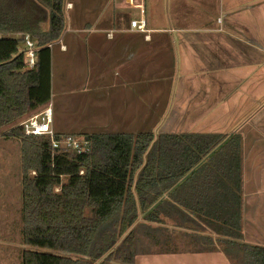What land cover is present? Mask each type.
Instances as JSON below:
<instances>
[{
    "label": "crops",
    "instance_id": "0c3cea01",
    "mask_svg": "<svg viewBox=\"0 0 264 264\" xmlns=\"http://www.w3.org/2000/svg\"><path fill=\"white\" fill-rule=\"evenodd\" d=\"M123 2L67 1L75 13L66 12L54 43L52 73L67 64L75 87L52 93L53 126L58 133L228 134L164 195L137 234L133 264H239L238 242L264 245V0H167L163 20L152 22L147 0ZM141 19L146 31L132 26ZM70 103L88 104L75 127L59 122L61 104ZM11 202L4 222L13 221ZM14 250L0 244V264H16Z\"/></svg>",
    "mask_w": 264,
    "mask_h": 264
},
{
    "label": "trees",
    "instance_id": "16d2710c",
    "mask_svg": "<svg viewBox=\"0 0 264 264\" xmlns=\"http://www.w3.org/2000/svg\"><path fill=\"white\" fill-rule=\"evenodd\" d=\"M66 5L0 0V128L12 125L5 136L22 146V235L28 246L22 264H133L137 234L156 218L164 195L228 134L72 133L90 141L87 153L54 149L49 136L25 134L18 120L51 101L47 45L64 33ZM24 34L42 46L32 69L19 48ZM238 245L240 264H264V245Z\"/></svg>",
    "mask_w": 264,
    "mask_h": 264
},
{
    "label": "rangeland",
    "instance_id": "374dc122",
    "mask_svg": "<svg viewBox=\"0 0 264 264\" xmlns=\"http://www.w3.org/2000/svg\"><path fill=\"white\" fill-rule=\"evenodd\" d=\"M66 1L75 2V0H66ZM153 4H155V0H147V8H148L150 21L152 22L153 20L154 21L163 20L162 16H165L167 13V8H168L167 0H160V4H158L159 9L154 8ZM66 12H67V18H70V14H72L73 12L75 13V9L74 10L67 9ZM47 24L48 23L44 24V26H47ZM8 35L12 37H20V35L18 34H8ZM19 48L21 51L24 50L25 52H27L28 48L24 40L20 42ZM55 50H56L55 48H52L54 59L56 53ZM64 71L69 76L66 75L62 76ZM74 72L75 69H71L67 64L65 68L61 67L59 69H56L54 66L52 73V81H53L52 93L54 99L58 97L57 92L61 88H65V90L70 91L72 90L73 87H75V75L73 77L71 76ZM63 78H65L64 83H62ZM86 105L88 104L70 103V104H65L63 106L61 104L60 114H59L60 124H64L70 127H75V120H78L77 117L79 112L81 110L83 112V107ZM39 109L40 107L28 112L18 121L20 122L21 120L29 117L33 113L39 111ZM83 115L85 114H82V116ZM11 127L12 125H7L0 128V149H4V151L9 150V152L13 155L10 156L9 154H5V156H3L0 154V206L4 207L5 209L4 211L1 212L0 216L3 217V219H8L10 218V216H12V213L9 210L12 208L11 198L15 199V215L13 216L14 219L12 218L13 221L10 222H4V220L0 219V244H6V246L9 245L15 248L14 251H15L16 264H22V252L25 248L28 247L22 235V227H23V223H22L23 200H22V183H21L22 146H21V142L18 139L5 136L6 132H8V130H10ZM33 173L34 172L32 171L31 174ZM56 190H58V188H56ZM7 234H9V236ZM19 255L21 261L18 258Z\"/></svg>",
    "mask_w": 264,
    "mask_h": 264
},
{
    "label": "built area",
    "instance_id": "2783aa9c",
    "mask_svg": "<svg viewBox=\"0 0 264 264\" xmlns=\"http://www.w3.org/2000/svg\"><path fill=\"white\" fill-rule=\"evenodd\" d=\"M115 5H125L123 0H114ZM132 26L137 27L140 31H146V25L144 19L133 20ZM23 40L27 46V52H25L26 68L32 69L37 62L38 51L42 46H38L29 34L23 35ZM54 43H49L47 47L53 48ZM17 125L21 126L24 133L27 135H47L51 139V143L54 149L62 151H73L77 153H87L91 150L90 141L83 136H76L72 133L63 134L60 137L58 132L53 126V106L47 104L40 107L39 111L33 113L29 117L18 121ZM83 172V171H82Z\"/></svg>",
    "mask_w": 264,
    "mask_h": 264
},
{
    "label": "water",
    "instance_id": "95a60500",
    "mask_svg": "<svg viewBox=\"0 0 264 264\" xmlns=\"http://www.w3.org/2000/svg\"><path fill=\"white\" fill-rule=\"evenodd\" d=\"M134 225H135V224H134ZM134 225H133V226H134ZM133 226H132V227H133ZM127 233H128V232H127ZM127 233L125 234V236L127 235ZM96 264H99V262H97Z\"/></svg>",
    "mask_w": 264,
    "mask_h": 264
}]
</instances>
